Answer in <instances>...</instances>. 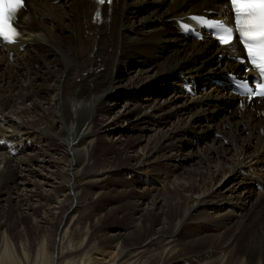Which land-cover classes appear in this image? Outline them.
<instances>
[{"label": "bare ground", "instance_id": "6f19581e", "mask_svg": "<svg viewBox=\"0 0 264 264\" xmlns=\"http://www.w3.org/2000/svg\"><path fill=\"white\" fill-rule=\"evenodd\" d=\"M27 5L19 21L26 49H0V264H264V116L238 109L224 81L214 84L241 67L220 60L211 40H186L175 24L204 10L228 16L227 0H114L102 21L92 0ZM231 49L245 59L237 42ZM123 69L135 76L120 92ZM184 81L207 89L187 98ZM143 96L153 101L147 112ZM154 128L140 156L128 155L137 139L95 153L110 134ZM4 143L31 154L9 153ZM184 147L187 160L199 153L201 170L173 179ZM124 154L129 160L119 161ZM155 164L150 178L172 179L173 190L132 197L135 184H122L117 212L126 224L89 232L114 212L111 204L96 211L94 199ZM218 174L234 175L232 186H216Z\"/></svg>", "mask_w": 264, "mask_h": 264}, {"label": "rangeland", "instance_id": "374dc122", "mask_svg": "<svg viewBox=\"0 0 264 264\" xmlns=\"http://www.w3.org/2000/svg\"><path fill=\"white\" fill-rule=\"evenodd\" d=\"M244 70H245V67L242 66L240 71H244ZM119 76H120V78H123V77L124 78L122 79V81L120 83H116L115 87L119 88V91L121 92L123 90H126V84L128 83V81L125 78L133 77V76H135V74L131 73V71H129L127 69L126 70L123 69L120 71ZM250 80L251 81L253 80L252 76L250 77ZM226 88L228 89L229 87L227 86ZM199 89H200V86H199ZM171 94H172L171 92H168L167 97H169ZM145 98H147V97L143 96V98H141L138 103L140 105L144 106L145 107V108L143 107L144 112H147V111H149V108H150L147 104H150L153 101H144ZM123 103H124V101H121L120 103H118V104H120V105H118V107H116V108L114 107L115 110H113L114 114L112 113V115H117V112L120 110ZM113 105L111 106V108L113 107ZM185 118H187V116ZM102 121L103 120L100 119L99 124H101ZM121 124H122V126L124 125L123 122H121ZM126 124L124 125V127H127ZM147 128H150V127H147ZM155 129L156 128L152 129V131L148 130V129L146 131H143L142 132L143 137H141L140 139H139V136H141L142 133L140 134L139 130L126 132L124 134V136H123V134H118V135L110 134V136L105 137V139H102L99 143L96 144L95 153L96 154H102L103 156H105V155H107V153L109 152L111 147L116 145L117 143L120 142V145H122V144H126L128 142H133L134 139H137L139 142V147L134 152H130L128 155H130V156H138L139 155L140 156L145 152L147 144H148V140H150V137L153 135L154 132H156ZM8 131L12 133L13 130L12 131L8 130ZM146 133H148V134H146ZM144 134L146 136H144ZM158 136H159L158 134H155L156 138ZM194 139H195V140H193L194 145L202 146L201 141H199V140L197 141L196 138H194ZM24 150H26V152H27V149H23V151ZM188 151H189V149L187 147H184L182 149V152L177 157L178 158V160L176 162L177 167L176 168L173 167L172 169L170 168L174 172V174L177 173V175H175V177L173 179H179L181 177H185L187 180V178H189L190 176H194L199 170H201L200 169V163H199L200 158L198 157L199 153L195 152L196 155L193 156V158L191 160H187V158L192 155ZM22 153L26 154L24 152H22ZM118 153L119 152H117V155H112L111 156L112 158H110V159H112V161L114 160V162H115L117 160L116 158H118ZM27 154H31V152L28 151ZM187 154H190V155H187ZM126 157L127 156L125 154L119 156V161L122 162L125 160L126 161L129 160V159H125ZM154 161L152 162L153 164H154ZM163 161H164L163 162L164 164L169 162L168 160H165V159ZM215 164L216 163H210L209 164V171L210 172L219 171L218 165H220V163H217L218 165H215ZM157 166L158 165H156V167L151 165V167L147 168L145 170V172L143 173V175H141L142 177H140V176L135 177L132 174L131 175L130 174L129 175L128 174L123 175L122 177H120L118 179V185L119 186H118V188H116L117 191H115L113 193L111 192L110 196L105 195L104 197H101V198L99 197V198L94 199L95 205H96V208H95L96 211H101V210H103L102 208H104L106 205L111 204L112 207H110V208H112L114 210V212L112 213L114 216L109 215V217L106 218V216H105L106 214H105L102 221H101V225H99L97 229H90L89 228V232L90 231L94 232L96 230L98 231L99 229H103L106 231H108L109 229H112L114 231L115 229H119L120 227H122L126 224V220L123 219L122 214L121 213L119 214V212H117L118 208H120L121 206H124V200L122 201V198H121L122 194L120 193L122 191V188L120 187V185H122V184H135L136 188L133 192L134 195H132V197L141 195L145 192H151L152 195H155L158 193L165 194V192H167L168 190H173L174 184H172V182H173L172 179L169 182L160 184V182H156L150 178L151 176H153V174L156 173L155 170H157V168H159ZM220 169H222V168H220ZM233 176L234 175L227 176V174L226 175L218 174V176H217L218 180H216V186L219 185L220 188H223V187L228 188V187L232 186ZM134 182H136V183H134ZM179 182H181V181H179ZM50 189H51L50 187H44V190H46V191H50ZM255 189H257L258 192H261L263 190V189H258L257 185H256ZM117 192H119V193H117ZM26 193L27 192H22V191L20 192L21 195L26 194ZM111 194L113 195L112 198H111ZM120 194H121V196H120ZM144 208L146 209L147 207L143 206L142 209H144ZM78 216L79 215L77 214V218H78ZM25 227H26V225H24V228ZM221 232H224V231L222 230ZM249 233L246 230L244 232V235L246 236ZM239 234H240V232H239ZM236 235H237V233H236ZM244 235H242L243 238L245 237Z\"/></svg>", "mask_w": 264, "mask_h": 264}, {"label": "snow or ice", "instance_id": "6c2138e0", "mask_svg": "<svg viewBox=\"0 0 264 264\" xmlns=\"http://www.w3.org/2000/svg\"><path fill=\"white\" fill-rule=\"evenodd\" d=\"M103 4L106 0H98ZM110 2V0H108ZM235 14L240 38L250 52L249 62L259 73V92H254L242 81L240 87L248 95L264 97V0H229ZM24 7V0H0V39L15 42L20 35L14 26L17 13ZM217 36L222 44L228 45L233 38V29L222 21L201 20Z\"/></svg>", "mask_w": 264, "mask_h": 264}]
</instances>
